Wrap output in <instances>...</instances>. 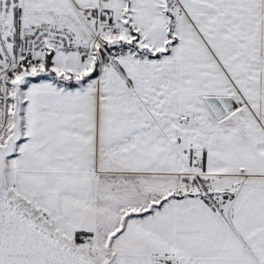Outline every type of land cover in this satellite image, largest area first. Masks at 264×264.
Instances as JSON below:
<instances>
[{"label":"snow or ice","instance_id":"obj_1","mask_svg":"<svg viewBox=\"0 0 264 264\" xmlns=\"http://www.w3.org/2000/svg\"><path fill=\"white\" fill-rule=\"evenodd\" d=\"M0 264H264V0H0Z\"/></svg>","mask_w":264,"mask_h":264}]
</instances>
